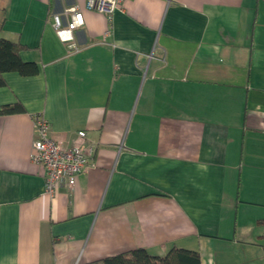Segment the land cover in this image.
<instances>
[{"label":"crops","instance_id":"obj_1","mask_svg":"<svg viewBox=\"0 0 264 264\" xmlns=\"http://www.w3.org/2000/svg\"><path fill=\"white\" fill-rule=\"evenodd\" d=\"M0 0V39L38 72L2 75L0 264H91L144 249L264 264V0ZM78 7L77 50L54 15ZM108 31V34L106 32ZM90 166L45 194L34 117Z\"/></svg>","mask_w":264,"mask_h":264},{"label":"built area","instance_id":"obj_2","mask_svg":"<svg viewBox=\"0 0 264 264\" xmlns=\"http://www.w3.org/2000/svg\"><path fill=\"white\" fill-rule=\"evenodd\" d=\"M127 0H86L85 8L111 18L112 14L121 9ZM63 22L62 16L54 15L52 27L59 40L69 49L77 50L74 34L83 25L84 20L78 7L67 9ZM108 34V31L106 32ZM35 140L32 146L31 160L39 165L44 172V191L49 197H54L61 186L72 188L77 178L89 168V159L93 150L87 144L85 131H78L71 147H63L49 136V125L41 116L34 117Z\"/></svg>","mask_w":264,"mask_h":264},{"label":"trees","instance_id":"obj_3","mask_svg":"<svg viewBox=\"0 0 264 264\" xmlns=\"http://www.w3.org/2000/svg\"><path fill=\"white\" fill-rule=\"evenodd\" d=\"M22 48L18 44L0 39V87L4 85L2 75L6 72H16L22 76L37 74L35 63L20 59L19 51ZM24 112L19 103L0 107V116ZM91 264H200V258L196 251L176 247L171 248L163 257L151 256L144 249L138 248Z\"/></svg>","mask_w":264,"mask_h":264}]
</instances>
